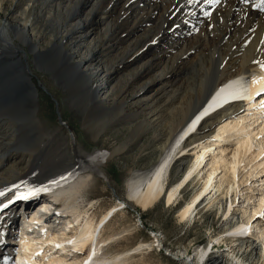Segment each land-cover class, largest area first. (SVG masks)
Wrapping results in <instances>:
<instances>
[{
  "label": "bare ground",
  "instance_id": "bare-ground-1",
  "mask_svg": "<svg viewBox=\"0 0 264 264\" xmlns=\"http://www.w3.org/2000/svg\"><path fill=\"white\" fill-rule=\"evenodd\" d=\"M44 1L47 2L45 6L54 7L45 11L53 18H55L53 10L59 8L63 2L67 4L65 10L68 8L70 10L65 20L66 26H69L66 33L79 48L85 43L86 36L91 34L94 26L112 13L117 12L120 21L116 26L117 29H112L108 37L112 35L128 37L129 30L133 26L158 19L159 23L150 37L153 56L151 60L148 59L150 61L145 67L146 73L153 72L156 77L153 75L154 78L146 81L145 85L163 81L165 85L163 91L159 92L158 89L151 103L163 99L165 107L169 109L168 116L171 117V123L168 126L163 153L157 163L142 171H133L125 180L124 206L130 209L138 207L144 211L153 207L161 198L164 199L166 206L172 205L176 203L181 191L192 184L194 179L199 178L202 172L201 181L178 208V222L190 221L197 207L203 203L211 206L215 204L217 210L222 207L224 217L231 216L237 187L254 173L249 171L244 180H239L240 168H244L249 162H254L252 165L255 170L258 169L256 172L264 171V104H261L264 95L259 93L264 88V69L260 68V63H264V9L253 7L256 4H264V0H246V2L219 0L216 4L206 0H194L193 3H188V0H116L121 2L118 11L114 8L116 6L113 7L111 4V9L106 6V11L96 18V12L103 0ZM87 5H91L90 9L81 19L83 7ZM171 6L173 9L169 11ZM194 6L197 10L190 14ZM25 12L23 9L20 16ZM197 15L201 21L199 37L194 39L195 41L192 40L194 41L192 47L186 46L193 35L180 37L176 28L185 27V23ZM3 22L5 23L0 24V108L9 112V116L21 122L23 126L25 125L29 132L39 136L35 140L28 138L22 151L27 161L40 159L45 156L48 144L44 139L49 135L44 133L38 118L39 105L35 86L30 82L28 73L16 68L23 66L19 58V53L23 50L11 41L8 33L10 29L15 38L27 45L32 53L37 54L33 40L24 35L25 28L32 30L29 28L32 23L28 19L19 23L12 18H6ZM123 28L127 29L122 33ZM97 48L86 47L82 60L78 63L85 64V69L76 66V74L83 73L82 75L86 76L87 87L93 92L88 104L82 107L86 116L84 123L90 121L87 116L103 107L98 102L97 92L107 88L109 72L115 71L114 68H108L107 73L104 70L105 78L101 80L98 78L99 81H96L94 77L102 68L96 63L100 53V49ZM133 55L135 57L132 60H137L134 51L133 54L126 56L124 61L129 60ZM69 57L73 59L72 54H69ZM44 60L45 57H41L38 63L44 66L46 62ZM184 64L194 65L193 71L186 76L183 73ZM12 69L15 70L11 71ZM84 70L87 73L84 74ZM139 77L138 72H135L131 75V81L134 82ZM254 78L255 83H253ZM237 83L240 84L241 89L234 90ZM258 93L259 95H256ZM7 124L9 122L6 116L0 117V128ZM8 136L0 130V185L5 179L2 175V166L10 152ZM78 144L73 142V149L63 158L61 167L46 168L35 178L29 179L32 185L14 195L13 198H16L22 193H30L32 189L47 187L49 191L37 193V197L25 203L24 209H30L33 204L37 205V202L41 201L37 206L43 209L42 213L48 214L52 209L50 214L54 218L57 217V213L66 214L64 225L60 229L43 231L36 236L34 234V238L30 237L24 230L25 226H22L18 232L21 234L18 236L20 250L16 253L18 262L21 260L24 264H85L86 261L87 264H121L123 262L120 252L116 250L110 251V255H106L109 254L107 251L99 255V250L103 247L102 243L123 242L119 235L128 231L130 225H125L126 220L119 218L121 212L117 211L118 204L106 205L102 202L96 213H88L93 201L99 200L104 192V187L100 185L101 178L95 173H101L107 182L110 177L100 169L97 162L84 155ZM189 150L191 153L187 159ZM176 155L178 158L175 157ZM173 167L180 172V176L175 181H172L169 174ZM262 180L264 182V178ZM52 181L55 183H51ZM31 186L37 187L31 188ZM219 194L221 196L216 197ZM252 197L251 195L244 197L247 205L252 203V213L245 217L243 222L235 220L231 223L232 221L227 220L229 224L227 229L231 228L234 234L222 238V242L226 244V252L217 253L208 264H231L233 259L242 262L241 264H244L245 260H247L245 264H257L259 257L262 259L261 264H264V215L254 217L255 213L264 210V188L258 197ZM4 204L9 205L8 201ZM5 211L7 210L1 212L3 216L0 219L7 217ZM37 212L30 218L32 223L40 222L41 215H37ZM8 221L17 226L18 220L13 216H10ZM6 223L0 225V232L3 231L2 227H5ZM112 224H116V227L114 228ZM249 227L258 230L256 233L258 235L255 237L260 244L249 238V234L246 235ZM7 230L9 229L5 228L4 232ZM2 238L8 239V234L4 233ZM128 238L131 237L126 236L124 241ZM215 240L217 239L213 241ZM156 241L162 245L160 238H156ZM150 243H139L133 249L139 250L151 246ZM105 246L111 250L109 244ZM64 247L76 251L86 250V254L83 256L74 251L61 256L60 251ZM209 247L210 245L201 248L197 246L192 254L185 249L174 252L164 249L179 264H203L205 257L208 256ZM7 250L8 254L16 252L10 245L7 246ZM47 251H50V255L45 256ZM255 254L258 255L255 257V262L249 263L248 259ZM3 256L6 257L5 254ZM35 257L45 260H38ZM0 261V264H7L1 258Z\"/></svg>",
  "mask_w": 264,
  "mask_h": 264
},
{
  "label": "rangeland",
  "instance_id": "rangeland-1",
  "mask_svg": "<svg viewBox=\"0 0 264 264\" xmlns=\"http://www.w3.org/2000/svg\"><path fill=\"white\" fill-rule=\"evenodd\" d=\"M0 1V24H4L5 22L3 21L6 18H12L16 22L19 21V23L28 19L32 23L30 25L31 27H29L32 30L25 28L24 35L29 36L33 40L37 47V54L32 53L27 45L15 38L14 33L10 29H8V33L11 41L23 50L19 53V58L23 62V66L16 68H21L25 73L29 74L30 82L33 83L36 89V99H38L39 105L38 118L44 133L46 132V135L51 136L45 137L44 139V142L48 144L44 154L45 156L40 159L35 158L34 160L27 161L26 155L22 151L25 142L29 139L35 140L39 136H35L34 133L29 132L25 125L23 126L21 122H18L11 115L9 116V112L0 108V117L6 116L9 122V124L2 126L0 130L9 135L10 142L9 157L4 160V165L2 166V175L5 179L0 185V192L3 193V195H0V205L9 200L13 201L12 199L18 191L32 185L29 179L35 178L46 168L61 167L63 158L73 149V142H75L76 144L79 143L78 145L84 155L97 162L100 169L110 177L109 182H107L101 173H95L96 176L101 178L100 185L104 187V192L98 198L99 200L96 202L93 201V206L88 210V213H96L98 206L102 202L106 205L118 204V209H116L118 212H121L118 215L119 218L126 220L125 225H130L128 231L119 235L120 240H123V242L106 241L102 243L103 247L99 250V255H102L106 251L109 252L106 255H110V251L116 250L120 252L121 258L123 259L121 264H179L164 248L170 249L173 252L179 249H185L186 252L192 254L194 253L193 249L195 247L199 246L201 248L204 245L206 247L210 245L211 248L209 247L208 256L203 261V264H208L217 253L222 251L226 252V244L222 242V238L234 234L231 228L227 229L229 227L227 220L232 221L231 223L235 220L243 222L244 218L252 213V203L247 205L244 197L246 195H251V197L253 195L254 198L258 197L264 188V182L262 180L264 178V171L256 172L258 169L255 170L253 168L252 164L254 162H249L244 168H240L239 180H244L249 171H254V173L246 181L240 183L239 188L237 187L236 196L233 200L232 215L228 218L224 217L222 207L217 210V205L214 204L211 206L203 203L197 207L195 210L196 213L194 212L190 221L178 222V208L184 203V199L189 198L196 188L197 183L201 181V176H203L202 172H200L199 178L194 179L192 184H189L181 191L176 203L172 205L166 206L164 199L161 198L153 207L142 211L138 207L130 209L124 206L123 203L126 195L125 180L133 171H142L157 163L163 153L162 149L167 136L168 126L171 123V117L168 116L169 109L165 107L164 100L162 99L160 102L151 103L152 97L155 96L154 93L156 94L158 89L159 92L163 91L165 86L163 81L160 80L151 85H145L146 81L154 78V76L156 77V74L153 72L146 73L145 67L153 56L150 37L153 30H155L154 28L159 23L158 19L133 26L129 30L128 37L124 35H120L121 37L119 35L117 37H114L115 35L108 37L107 35H109L112 29L114 30L116 28L120 21L118 13H112L94 26L91 34L89 33L86 36L85 43L79 48L66 33L69 30V26H66L67 23L65 20L70 9L65 10V2L60 4L62 7L60 5L59 8L57 7L59 9L58 12L57 8H55L56 11L53 10V14H55V18H53L47 12L45 13V11L54 7L45 6L47 2L44 0ZM111 4L113 7L115 5L116 7L114 8L118 11L121 2H116V0H103L99 6L100 8L96 12L95 18L101 16L106 11V6L108 9H111ZM90 6L83 7L81 19L88 13ZM172 7H169V11L173 9ZM194 8L196 6L189 12L190 14H193L197 10V8ZM23 9L26 12L20 16V12ZM200 26L201 21L199 20V15H197L188 20L185 23V27L178 26L176 31L183 38L193 35L186 44V46L191 45L192 47L195 41L194 39L199 37ZM127 28H123L122 33ZM86 47H98L100 49L96 63L102 68L100 69L101 72L94 77L97 79L96 81L105 78L108 68L115 69V71L112 72L110 70L111 72H109L107 88L98 90L97 92L98 102L103 107L97 109L98 112L95 110L93 112L95 115L91 114L87 116L91 121H88V123H84L86 116L83 108L88 104L93 92L87 87L86 76L82 75L83 73L76 74L77 67L81 66L79 67L80 69L86 68L85 64H78L82 60ZM132 51H136L137 60H132L135 57L133 55L129 57V60H125L127 61L125 64L124 59L129 54H133ZM69 54H72V60ZM36 55L38 56L36 57ZM41 57H45L44 62H46L44 66L38 63ZM145 62L146 64H144ZM193 66V64L182 65L185 76L193 71ZM13 70L15 69L11 71ZM83 72L84 74L87 73L86 70ZM135 72H138L140 77L138 80L132 82L131 75ZM9 73L12 72L9 71ZM152 111L155 113L153 116ZM190 153L191 150L187 151V159ZM175 157L178 158L177 155ZM245 162L246 160L244 164ZM169 174L172 181H175L180 176V172L176 167H173L169 171ZM33 187L37 186H31V188ZM220 196L219 194L216 197ZM40 203L41 201L37 202V205ZM37 205L33 204L30 209H24L22 208L24 205L19 206L17 203L11 207L13 208L12 210L8 208L5 211V216L9 214V210H11L10 216L14 218L16 214H19L15 218L18 220L15 229H18V223L20 224L17 230L18 232H20L22 226H25L24 230L30 237H33L34 234L35 236L36 234H42L43 231L51 232L52 230H58L64 225L66 214L57 213V217L54 218L49 213H42L43 209ZM38 209L41 211H38ZM16 210H18L17 213ZM12 211L14 212L12 213ZM36 212L37 215H41L40 222L32 223L30 218ZM50 213H52V209ZM261 213H264V210L255 213L254 217L262 216ZM0 225H2V222ZM112 226L115 228L116 224H112ZM15 231H6L8 240H10V236ZM256 233H258L257 229L249 227V232L246 235L249 234V238L257 241L258 239L256 240V237L258 234ZM126 236L131 238L124 241ZM156 238H160L162 245L156 241ZM214 239L217 240L213 241ZM150 241L152 242L150 243ZM142 242L150 243L151 246L139 250L133 249V247ZM257 243L260 244L259 241ZM49 244L52 245V243ZM105 244H109L111 250ZM9 245L16 251L15 253L20 250L17 234L16 237L14 235L11 239ZM53 251L54 249L52 253ZM74 251L76 250L64 247L60 251V254L63 256L69 252L74 253ZM76 252L83 256L86 254V250ZM49 254L46 253L45 256ZM17 255V263L24 264L22 260L18 262ZM55 255L58 257L57 253ZM255 257H258V255L255 254V256L249 258L248 262L254 263ZM2 258L6 259L5 256ZM261 261L262 259L259 257L257 264H261ZM241 263L235 259L231 261V264ZM243 263H247V260Z\"/></svg>",
  "mask_w": 264,
  "mask_h": 264
},
{
  "label": "snow or ice",
  "instance_id": "snow-or-ice-1",
  "mask_svg": "<svg viewBox=\"0 0 264 264\" xmlns=\"http://www.w3.org/2000/svg\"><path fill=\"white\" fill-rule=\"evenodd\" d=\"M193 2H194V0H188V3H193ZM206 2L216 4L219 2V0H206ZM245 2H246V0H245ZM253 7H259V8L264 9V4H256V5H253ZM207 14L208 13H205V15H207ZM260 68L264 69V63H260ZM255 82H256V79L254 78L253 83H255ZM262 91H264V89H262ZM51 183H55V181H52ZM41 191L47 192V191H49V189L47 187L32 189L30 192V195H36L37 193H39ZM0 195H3V193L0 192ZM17 198L26 200V199H28V196L27 195H21V196H18ZM11 202H12L11 200L8 201V203H11ZM5 207H7V204L0 205V208H5ZM261 215H264V213H261ZM57 247H59V245H57ZM85 264H87V261L85 262Z\"/></svg>",
  "mask_w": 264,
  "mask_h": 264
}]
</instances>
